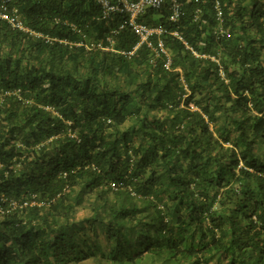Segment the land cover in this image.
Here are the masks:
<instances>
[{"label":"trees","instance_id":"obj_1","mask_svg":"<svg viewBox=\"0 0 264 264\" xmlns=\"http://www.w3.org/2000/svg\"><path fill=\"white\" fill-rule=\"evenodd\" d=\"M214 1L171 71L97 0L0 21V264H264V0Z\"/></svg>","mask_w":264,"mask_h":264},{"label":"built area","instance_id":"obj_2","mask_svg":"<svg viewBox=\"0 0 264 264\" xmlns=\"http://www.w3.org/2000/svg\"><path fill=\"white\" fill-rule=\"evenodd\" d=\"M18 0H0V21L6 22L13 29L30 32L25 25L20 14V8L16 6ZM210 0H97L102 9V19L108 21L119 18L121 26L114 29L112 35L118 34L121 30L129 28L136 36L138 43L129 52L133 56L140 48L147 47L152 53L151 64L156 66L159 59L165 70L171 71L174 66V56L170 47L167 45L166 37L172 36L180 40L187 49L193 50L180 32V22L184 16L183 4L190 3L197 6L195 18L201 17L203 7L209 4ZM213 9L218 22L222 23L225 17L222 0H215ZM167 12L165 22L152 25L146 21L149 13ZM218 34L227 37L228 33L223 27ZM106 50H113L114 38L107 39ZM103 43H99L102 47ZM20 204L15 200H10L5 195L0 196V214H7L12 210L18 209Z\"/></svg>","mask_w":264,"mask_h":264},{"label":"rangeland","instance_id":"obj_3","mask_svg":"<svg viewBox=\"0 0 264 264\" xmlns=\"http://www.w3.org/2000/svg\"><path fill=\"white\" fill-rule=\"evenodd\" d=\"M82 216V215H81Z\"/></svg>","mask_w":264,"mask_h":264}]
</instances>
